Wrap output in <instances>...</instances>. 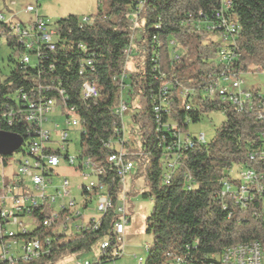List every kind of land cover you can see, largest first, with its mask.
<instances>
[{"label":"trees","instance_id":"16d2710c","mask_svg":"<svg viewBox=\"0 0 264 264\" xmlns=\"http://www.w3.org/2000/svg\"><path fill=\"white\" fill-rule=\"evenodd\" d=\"M228 1L230 7L222 10V16L227 24L238 27L232 38L218 27L220 21L215 18L221 12V0H97L96 13L88 16L90 24L79 26L76 16L54 24L58 36L54 50L42 48L34 67L36 52L28 53L32 63L27 67L19 64L23 47L16 38L6 36L10 53L5 67L0 66V114L5 103L13 105L12 96L20 89L27 93L34 90L29 99L42 97L58 103L56 89H63L67 105L77 109L84 131L79 135L77 157L89 159L101 170L97 180L111 200L98 224L89 222L72 233H53L52 228L43 227L46 214L35 209L36 229L29 237L48 239L49 243L43 244L38 258L12 264H54L65 255L88 253L103 242L108 247L93 264L121 257L113 227L123 187L107 162L114 151L102 144L121 128L115 114L121 100L134 110L129 119L128 160L134 164L135 175L144 178L148 195L143 197H150L153 203L145 220L152 245L147 247L143 264H173V258L186 264H209L224 248L239 244L257 243L264 251L263 200L256 196L244 210L230 204L223 209L227 201L221 197L223 182L234 178L240 167L261 175L264 183V159L258 156L262 146L259 136L264 133V113L260 110L264 102L256 104L259 108L239 112L229 106L222 108L217 98L203 93L224 68L218 56L223 48L232 53L229 68L233 73L244 74L252 67L264 73V0ZM6 33L7 26L0 23V41ZM86 61L92 62V68L84 65ZM129 61H133L132 69L126 68ZM86 81L98 86L94 100L80 96ZM38 88L42 89L36 91ZM181 89L193 91L190 110L178 96ZM252 92L258 93L255 89ZM162 98L166 106L159 125L153 106ZM215 111L224 115V121L212 140L201 144L192 139L191 148L174 149L175 166L166 172L165 147H172L174 134L188 132L190 124ZM0 131L25 139L29 133L35 135V126H7L0 120ZM82 196L90 199L93 194ZM85 205H89L88 200Z\"/></svg>","mask_w":264,"mask_h":264},{"label":"built area","instance_id":"2783aa9c","mask_svg":"<svg viewBox=\"0 0 264 264\" xmlns=\"http://www.w3.org/2000/svg\"><path fill=\"white\" fill-rule=\"evenodd\" d=\"M38 1V0H36ZM13 4L12 0L10 1ZM221 12L215 14V18L219 20L218 27L225 31L228 37L232 38L238 33V27L233 24H227L222 16V10H227L230 7V1L221 0ZM7 9V8H6ZM8 10V9H7ZM10 13V11L8 10ZM24 13L34 16L33 20L27 23H22L11 16L5 19V15L0 12V23L7 26V33L2 37L4 44L9 36L16 38L18 43L23 47L19 57V64L28 66L32 63L29 52L34 54L37 64L40 50L43 48L48 51H53L55 43L58 41L57 31L54 24H50L48 20L37 15V10L33 7H26ZM133 21V20H132ZM89 17L79 18V26L90 24ZM135 23V20L133 21ZM8 36V37H6ZM227 37V38H228ZM224 38L223 41L225 40ZM232 40V39H231ZM80 49H84L79 45ZM129 53V51H128ZM219 62L223 64V69L215 79H213L204 89L203 93L208 98H217L225 109L226 106L232 107L241 112L244 109L252 110L253 107L259 108L256 105L259 101L264 102V95L261 93L254 94L253 89H242L243 81L240 78L241 74H235L229 68L233 60L232 53L229 49L223 48L219 52ZM86 67L92 68V62L86 61ZM26 67H24L26 69ZM83 71V66L79 74ZM125 80V76H121V81ZM38 88L36 91H40ZM50 89V88H48ZM46 88V90H48ZM23 89L17 91L12 96L13 105L5 103L6 109L0 114V120L6 123L7 126L13 124H33L35 126V135L27 134L24 139L18 135L21 140V146L9 157L0 155V264L7 262L9 264L16 262H27L38 258L42 254L43 244H48L49 240H39L36 237H29V234L36 229V222L32 217V212L35 209H40V212L46 214L42 222L45 228H52L53 233L75 232L81 226L84 227L89 222L98 224L99 219L111 207L106 189L99 184L97 177L101 174V170L94 167L89 159L79 160L77 156L68 155V134L67 128L58 130V125L54 126L53 131L59 137V143L51 140L50 132L44 130V125L49 122V118L54 115L65 117V124L69 128L78 129L81 134L82 125L77 114V109L74 106L67 105V98L64 95V90L57 88L56 94L60 98L59 103L53 99L32 97L29 99V94ZM193 95V91L189 89H181L178 96L185 106L186 110H190L191 105L189 100ZM80 96L82 100H94L98 96V86L95 82H84L80 88ZM8 99L11 96H7ZM166 106L164 98L153 106V113L156 123L160 125V114ZM264 113V106L260 109ZM128 111L124 101L121 100L115 114L120 117L121 128L117 129L113 136L102 142L105 148H109L114 152L107 157V162L115 171L116 177L120 180L122 187L125 177L134 169L132 161L128 160L127 146L128 138L125 139L124 124L122 115ZM261 118V115H259ZM1 132V131H0ZM79 134V135H80ZM260 142H262L261 150L258 156L264 159V133L260 134ZM161 143L164 142V137H161ZM175 141L172 147H165V170H172L175 166L176 159L171 154L174 149L180 150L192 147V139L197 143H206L203 134L192 136L190 133L174 134ZM57 152V153H56ZM20 156L19 159H11L13 156ZM254 155L249 158L253 159ZM64 161L74 171L84 173L88 172V176H92L94 181L86 185L80 186L82 193L93 194L92 198L82 196L80 207L88 209L89 205L96 200L95 212L96 216L84 217L79 211L75 201L70 199L69 184L67 180L61 182V186L57 189V195L62 200L68 199L55 210L52 204L55 202V197L46 195V190L51 184L50 178L56 175L54 172L59 167L60 162ZM15 164L16 169L12 168ZM7 173L9 175H7ZM83 176L86 178L85 174ZM167 175H164L166 178ZM262 176L256 174L253 170L245 167H240L235 177L230 181H224L222 185L221 197L224 201L223 209H226L228 204L232 207L247 209L251 205L253 199L258 196L264 202V183ZM123 196V202L125 201ZM88 200L89 205H85ZM42 209V210H41ZM118 221L113 227L115 240L119 245L121 254L123 253V236L125 225L129 222L125 213V207L122 203L117 208ZM255 216L258 212L254 211ZM23 217H28L35 228L28 231L27 228L31 222L25 224L22 222ZM9 226L16 228V231L9 229ZM23 236V237H20ZM28 236V237H27ZM108 247L107 242L100 245V251H105ZM147 251V246L145 247ZM212 261L209 264H264V251L257 243L239 244L224 248L219 255L212 256ZM173 264H186L180 258H173ZM138 262H142L139 258ZM74 264H91L89 262H75Z\"/></svg>","mask_w":264,"mask_h":264},{"label":"rangeland","instance_id":"374dc122","mask_svg":"<svg viewBox=\"0 0 264 264\" xmlns=\"http://www.w3.org/2000/svg\"><path fill=\"white\" fill-rule=\"evenodd\" d=\"M6 0L5 2L0 1V12L5 15V19L14 16L16 20L27 23L33 20L34 16L31 14L24 13L26 7H33L37 10V15L48 20L52 25L60 20H64L69 16H76L79 18L88 17L96 13L98 2L97 0ZM10 13L8 12V10ZM177 52V51H176ZM9 50L6 48L4 41H0V66L5 67L6 58L9 55ZM133 61H129L126 65L127 69H132ZM7 70V67L5 68ZM240 78L243 81L242 89H255L258 93L264 95V73L256 71L253 67L247 73L241 74ZM134 112L133 109H128V111L122 115L124 124V137L125 139H131L128 134L130 123V115ZM224 115L221 112L215 111L203 115L200 121L196 124H190L188 133L192 136H197L203 134L206 142H210L215 134V130L223 123ZM58 125V130H64L67 128L68 134V155L77 156L79 154V130L74 128H69L65 124V117L54 115L49 118V122L44 125V130L50 132V137L55 144L59 143V137L53 131L54 126ZM19 159L20 156H13L10 160ZM12 168L16 169L15 164H12ZM235 169V168H234ZM236 170V169H235ZM50 180L51 184L46 190V195L50 197H55V202L52 207L57 210L60 205L66 203L68 199L62 200L61 197L57 195V189L60 188L61 182L64 180L68 181L70 199L75 201L78 205L79 211L84 215L96 216L95 203L93 201L88 209H83L80 207L82 202V194L80 191L81 185L89 184L94 181L92 176H88V172H84L88 177H84L82 173L74 171L73 168L69 167L64 161L60 162L59 167L54 172ZM136 170L133 169L124 179L123 190L125 194V201L123 202V194L119 200V206L124 204L126 216L129 222L125 225L124 236H123V253L121 257L113 262H106L103 264H143L147 252L145 247L152 245V236L146 234L145 230V220L150 215L153 203L150 197L144 198L143 195H148V188L145 184L144 178L141 176H136ZM235 174V173H233ZM7 175H9L7 173ZM25 224H28L30 219L28 217H23ZM11 230L16 231L13 226L8 227ZM35 225L29 224L27 230L32 231ZM100 243H97L90 252L84 253L79 256L65 255L59 262L54 264H74L75 261L78 262H90L91 264L96 263L100 257ZM141 258L143 262H138Z\"/></svg>","mask_w":264,"mask_h":264},{"label":"water","instance_id":"95a60500","mask_svg":"<svg viewBox=\"0 0 264 264\" xmlns=\"http://www.w3.org/2000/svg\"><path fill=\"white\" fill-rule=\"evenodd\" d=\"M22 140L19 136L11 133L0 132V155L9 157L21 146Z\"/></svg>","mask_w":264,"mask_h":264},{"label":"crops","instance_id":"0c3cea01","mask_svg":"<svg viewBox=\"0 0 264 264\" xmlns=\"http://www.w3.org/2000/svg\"><path fill=\"white\" fill-rule=\"evenodd\" d=\"M123 196H125V194H124V190H123ZM75 262H78V261H75ZM86 262V261H85Z\"/></svg>","mask_w":264,"mask_h":264}]
</instances>
